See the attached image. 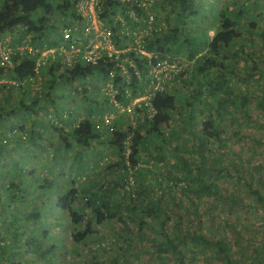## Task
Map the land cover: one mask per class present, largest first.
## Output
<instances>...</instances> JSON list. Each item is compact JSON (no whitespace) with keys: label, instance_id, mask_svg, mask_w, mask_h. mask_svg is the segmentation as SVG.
Returning a JSON list of instances; mask_svg holds the SVG:
<instances>
[{"label":"trees","instance_id":"1","mask_svg":"<svg viewBox=\"0 0 264 264\" xmlns=\"http://www.w3.org/2000/svg\"><path fill=\"white\" fill-rule=\"evenodd\" d=\"M166 4L174 14L173 24ZM97 7L100 17L115 11L126 23L133 7L141 17L147 11L159 13L161 7L167 27L144 41L146 50L157 58L129 52L140 74L130 66L127 81L118 67L110 76L114 67L110 63L80 61L68 66L55 56L37 64L39 52L16 50L11 52L10 64L0 60V78L12 81L8 89H22L15 108L23 111L25 121L41 109L38 94L27 92L41 74L48 97L65 81L96 72L113 81L119 102L151 92L153 112L142 102L134 122L122 113L107 126L94 116L98 111L91 105L82 117L77 116L78 109L56 105L52 117L44 115L49 113L46 109L36 120L40 129H26L19 122L11 136L5 134L0 140V264H61L64 244L52 228L68 231L70 250L78 251L98 231V224L113 217L125 232H114L115 249L106 250L109 261H100L94 254L89 264H264V115L256 118L249 107L256 101L264 111V92L251 88L252 82L261 84L264 76V0H223L219 6L211 0H152L147 8L137 6L135 0H100ZM60 14L64 19L57 23L54 15ZM69 17L76 22L82 18L75 0H0V40L8 36L12 47L24 41L39 49L57 46L63 39L62 28L71 26ZM156 18L160 20V15ZM204 19L217 23L212 34ZM120 25L118 19L116 28ZM184 48L186 56L195 57L193 72L182 78L184 86L192 85L194 72L204 79L203 84L198 80L188 104L185 94L153 89L149 80H142L151 63L174 59ZM240 57L245 66L240 76L246 85L235 90L230 80ZM202 85L211 94L202 97ZM2 87L7 83L0 82V94ZM87 89L83 85L77 91L85 98ZM216 90L225 94L217 97ZM8 94L0 95V122L16 113L14 106H7ZM106 96L104 101L109 102ZM86 99L99 103L95 96L87 94ZM175 113L181 120L179 129L172 125ZM200 113L203 118H198ZM227 118L233 129L224 134L221 123ZM252 121L259 123V130L241 129ZM51 128L57 133L47 135ZM233 137L245 142L228 144ZM244 144L249 145L246 154ZM102 146L109 147L113 157L99 163L96 147ZM141 151L154 158L150 167L138 165ZM39 152L45 155L37 156ZM256 153L262 157L256 159ZM97 164L102 168H92L96 177L87 174V182H78L81 171ZM129 176L137 182L136 191L126 193L123 185ZM137 241H141L138 247Z\"/></svg>","mask_w":264,"mask_h":264},{"label":"rangeland","instance_id":"2","mask_svg":"<svg viewBox=\"0 0 264 264\" xmlns=\"http://www.w3.org/2000/svg\"><path fill=\"white\" fill-rule=\"evenodd\" d=\"M214 3H216L217 6H219L221 4V2L223 0H211ZM166 8H167V14L168 16H172V24L174 22V14H171L172 11H170V5L166 4ZM157 10V9H156ZM163 9L161 7H159V9L157 10L159 13H155L160 15V17H162V20L164 21L163 24L156 26V31H160V30H164L166 29V25H167V21H166V12L162 11ZM217 10V8H216ZM65 16V15H64ZM54 20L57 23H60V20L64 19V17L62 16V14L60 15H54ZM209 19H211V16H209ZM213 19H215V17L213 16ZM76 18H70L68 20H66L68 23L72 24L75 23ZM180 22V20H179ZM203 25H206V27L209 25V29H208V34H212L214 32V30L217 27V23L216 22H212V21H208V19H204ZM160 27V29H159ZM193 31V30H192ZM185 48L181 51L180 55H175L174 59H172V63L176 65V68L178 69V75L174 76V78L170 81V86L168 88L173 89L172 91H176L179 92L181 94H185L187 96L188 99L185 100V104H188L187 101H189L190 99V94L191 91L194 89H197V83L198 80L202 82H204L203 78H198L199 74L198 72H194L193 76V83L192 85H185V83L182 82V78L185 79L188 75L191 74L192 71V67L193 66V61L194 58H189L188 56H186V53L184 52ZM243 51H240V53H242ZM52 53L49 54L50 59L52 58ZM244 61L243 59L240 57L239 60L234 64V76L232 74L231 76V80H230V84L233 86V88L235 90L237 89H244L245 88V81H243V79H241V72L244 70ZM182 72V73H181ZM181 74V75H180ZM181 76V77H180ZM44 79L45 76H43L42 74L39 75V77H37V79H33V81L31 82L29 89H27V92H31V95L34 93H37L38 98H40L38 104L41 105V109L38 110L37 113H34L32 116L29 115L28 117L31 116V118H27L26 121L22 116L23 112L22 110H19V108H15V104H17L18 100L22 97V89L19 90V88H14V89H8V85H10L11 83H9L11 80L8 77H1L0 78V82H4L7 83V87H2V92H1V96L5 97L7 93H9L8 95H10V103L7 104L8 108L14 106V108L16 109V113H14V115L12 116L11 120H3L0 123V140H2V138L5 137V134H7V136H11L14 133V128L15 126H17L19 124V122L24 123V125L26 124V129H29L30 127H35L36 129H40V124L37 127V122L36 120H40L41 114H44L45 111L47 109V111L49 113L44 114L48 117H52V113L51 111L53 110L52 108L56 105L61 106V107H66L67 109H72V110H76V111H80V114H77V116L79 115L80 117H82L83 115H85V108L88 107L89 105H91L94 109H96V111H98V113L103 116L105 111H109L112 112L113 116L111 117L110 121H115L116 119H119L120 116L119 114H122V108L118 107L117 109L110 103V99L109 102L104 101L105 95H107L106 89L102 90V87L104 86L105 82L107 83L106 80H103V76L99 73H94V74H88L86 76L83 77H77L75 80H73L72 82H64L63 85L60 86H56L52 91L50 96L46 97L44 95V90L46 89V87L44 86ZM10 80V81H9ZM12 82V81H11ZM26 85V84H24ZM28 85V84H27ZM74 85V88H73ZM83 85H85L88 89L86 92V96L85 98L83 97V94H80L77 91V88L82 87ZM213 85V84H212ZM26 87V86H24ZM23 87V89H24ZM45 88V89H44ZM203 88V95L202 97H205V95L211 94L210 91L208 90V88L204 85H202ZM251 88L252 90H259L261 93L264 92V76L261 78V84H255V83H251ZM56 91L58 92L56 94ZM103 91V92H102ZM63 92V94H61ZM87 94L89 97L95 96V98L97 100H99V103H89L90 100L86 99L87 98ZM216 94V96L221 97L225 94V91L223 90H216V92L214 93ZM213 95V94H212ZM32 97V96H31ZM52 97V98H50ZM107 97V96H106ZM108 98V97H107ZM111 98V97H109ZM28 100V99H27ZM55 100V101H54ZM197 100V99H196ZM54 101V102H53ZM198 101V100H197ZM199 102V101H198ZM76 104V106H75ZM75 106V108H74ZM201 106V105H200ZM203 106V105H202ZM45 109H42V108ZM250 107V112L253 116H256V118L258 119H262L263 115H264V111H260L259 110V106L257 104L256 101H252V103H250L249 105ZM74 108V109H73ZM116 109V111H115ZM186 109L188 110L189 108L186 107ZM67 111V110H64ZM115 111V114H114ZM184 111H186L184 109ZM97 113V114H98ZM119 113V114H118ZM240 113V112H239ZM202 114H204V112L202 111ZM201 113L199 114L198 118H203V115ZM20 115V116H17ZM115 115V116H114ZM127 116L128 119L131 120L133 118H135V114L133 116L132 113L127 112ZM126 119V116H123ZM185 118V116H184ZM226 118V116H225ZM251 123V125L248 127L246 125H240L241 129L246 131L250 130V132H254L260 129L259 127V123H255L254 121L249 122ZM172 125L174 127H176L177 129L181 128V120L179 118V116L175 113L173 115L172 118ZM221 127L224 128L223 133L225 134V132L227 131H231L233 128L230 126V119L227 118L225 121H222L221 123ZM166 129H168V127H166ZM57 131L54 130L53 128H51L49 131H47V135H54L56 134ZM23 134H25V132H23ZM45 135V134H44ZM185 136V133H181L180 136ZM261 136L264 137V132L261 133ZM184 139V137H183ZM213 140V139H211ZM245 142L244 139H235L230 138L227 140L228 144L231 143H235L237 146L242 145L241 143ZM13 144V141H11V144ZM49 143H46V145H48ZM188 144L189 146L193 145L191 140H188ZM249 145H245L243 147V154H246L247 151L249 150ZM98 154L97 156L100 157L101 159L99 160V163H101V161L105 162L104 160H106L108 157H113V152L109 149V147H96ZM258 149H260V147H258ZM49 150V154H50ZM185 153H187V151H185ZM258 154L259 157H256V159L261 158V154ZM45 152H39L37 154V156H44ZM51 156V155H50ZM140 156V162L138 165L140 166H145V167H150V164L154 163L155 160L154 158L150 157V155L145 152V151H141L139 153ZM171 156V155H170ZM47 159V158H46ZM45 159V160H46ZM168 161L171 162V157H168ZM164 167V166H163ZM62 168L65 169L66 166L62 164ZM94 168L96 171H100V169L102 168V166L100 164L95 165L94 167H91L90 169H88L85 173L81 171V173L79 174V177H77V180L79 182V180H83V182H87L86 179L88 178V176L91 177H96V173L94 171ZM92 170V171H91ZM104 171V170H103ZM88 174V176H87ZM86 176V177H85ZM64 177L67 178V181L70 180V175L66 174L64 175ZM56 180H60L63 182V178H58L56 176ZM134 180V179H133ZM131 179V176L128 177L127 180H125L124 183V188L126 190V193H129L131 191H136V181H133ZM105 183V182H104ZM122 186V187H123ZM122 190V188H121ZM159 191V189H158ZM119 200L122 201V198L120 195H118ZM144 220H148L149 222L154 224V221L149 218L147 215H144L143 217ZM58 225V224H57ZM63 225V224H62ZM98 227V231L90 236L88 239H86V244L85 245H80L78 251H71V247L73 246V244L71 243V236L68 233V231L64 230L62 227L60 226H56L55 228H52L55 232L57 230V232L60 234V238H61V243L64 244V248L61 250L63 255L60 259V263L61 264H89V262L91 261V257L95 254L97 259H99L100 261L103 262H107L109 261L108 258V253L107 251L111 252V250L115 249V245L116 243H112L113 241V234L116 230H120L121 232H125L123 230V225L118 222L115 217L110 218V219H105L102 223L97 225ZM57 228V229H56ZM112 241V242H111ZM141 244V241L137 243H135L134 246L138 247ZM90 246V247H88ZM95 246H100L102 248H104V250L101 248L99 249V251H95L92 250L94 249ZM107 250V251H106ZM132 258V256H131ZM93 264H96L95 262H92ZM91 263V264H92ZM104 264V263H101Z\"/></svg>","mask_w":264,"mask_h":264},{"label":"built area","instance_id":"3","mask_svg":"<svg viewBox=\"0 0 264 264\" xmlns=\"http://www.w3.org/2000/svg\"><path fill=\"white\" fill-rule=\"evenodd\" d=\"M100 0H75V7L78 14L82 16L71 24L62 28L63 39L57 46H49L39 49L30 42H22L15 47L9 44V38L6 36L0 40V60L2 64L11 63V52L20 50L24 52L26 48L33 49L39 52V63H45L52 53V58L60 56V61L65 65H73L77 62H87L93 65H98L100 61L104 65L110 63L114 66L110 70V76H114L115 68H119L121 74L127 81L130 79L129 67L132 66L135 74L139 75L140 71L135 67V62L129 52L135 55H147L150 59L157 58L155 52H150L144 47V41L154 33L156 34V26L164 23L162 17L160 20L156 18V14L147 11L143 17L139 15L133 7L129 15L131 17L129 23H126L122 14L119 12L115 15L112 13L108 17H100L98 4ZM137 6L147 8L152 0H135ZM147 15V16H146ZM118 19L121 25H118ZM77 20V19H76ZM143 20V21H141ZM146 21V23H144ZM132 23V24H131ZM159 24V25H158ZM160 29V27H159ZM172 59L158 58L147 70V74L142 76V80L146 82L149 80L150 85L155 88H168L170 81L177 76L178 69L173 64ZM152 62V61H150ZM128 63V65H127ZM102 90L106 89L107 97H111L110 103L117 109L122 108L121 113L127 112L135 114L136 107L141 106L142 102L147 105L149 110H152L149 102L151 92L141 93L133 98H130L127 103L119 102L116 99V88L113 81L109 78L106 80ZM127 94V93H126ZM129 94V93H128ZM115 109V111H116ZM114 111V114H115ZM153 112V110H152ZM119 114V113H118ZM116 115V114H115ZM114 115V116H115ZM102 119L103 124L110 126V121L113 116L112 112L105 111L101 116L99 113L94 115ZM135 119V118H134ZM131 121L134 122L133 118Z\"/></svg>","mask_w":264,"mask_h":264},{"label":"crops","instance_id":"4","mask_svg":"<svg viewBox=\"0 0 264 264\" xmlns=\"http://www.w3.org/2000/svg\"><path fill=\"white\" fill-rule=\"evenodd\" d=\"M100 102V101H99Z\"/></svg>","mask_w":264,"mask_h":264}]
</instances>
